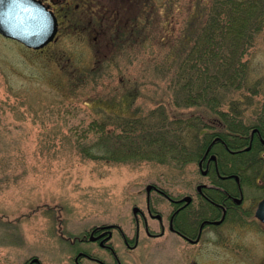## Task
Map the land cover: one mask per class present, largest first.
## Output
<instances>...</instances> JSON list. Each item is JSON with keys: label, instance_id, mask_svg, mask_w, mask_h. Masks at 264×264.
<instances>
[{"label": "rangeland", "instance_id": "rangeland-1", "mask_svg": "<svg viewBox=\"0 0 264 264\" xmlns=\"http://www.w3.org/2000/svg\"><path fill=\"white\" fill-rule=\"evenodd\" d=\"M139 1L108 0L110 24H63L38 50L0 35V264L34 254L65 264L70 239L94 225L117 223L130 239L145 185L170 193L174 174L182 181L191 171L187 152L201 132L184 137L175 122L190 123L194 136L215 114L185 101L179 63L184 39L202 24L194 13L209 0ZM136 17L141 34L129 29ZM241 62L245 85L220 90L219 110L238 107L248 122L264 99V28ZM155 138L172 144L165 157L147 154L157 155ZM181 154L189 160L179 162ZM159 210L168 212L166 204ZM148 225L156 230L155 220ZM166 235L151 239L141 229L125 264H264L253 232L196 246Z\"/></svg>", "mask_w": 264, "mask_h": 264}, {"label": "flooded vegetation", "instance_id": "flooded-vegetation-1", "mask_svg": "<svg viewBox=\"0 0 264 264\" xmlns=\"http://www.w3.org/2000/svg\"><path fill=\"white\" fill-rule=\"evenodd\" d=\"M37 1L53 12L56 37L67 23L83 27L110 24L116 11L108 0ZM234 109L232 115L211 118L203 126L199 147L190 154L191 171L182 181L174 174L170 193L154 183L145 185L143 209L132 207L137 209L133 213L136 230L130 239L117 223L88 227L70 239V260L65 264H125L128 252L138 247L141 229L151 239L168 233L189 246L219 244L228 234L242 231L257 235L255 248L264 242V221L258 212L264 201V99L256 104L248 122L238 107ZM163 204L166 215L159 210ZM148 220H155L156 230L149 229ZM14 264L43 262L34 254Z\"/></svg>", "mask_w": 264, "mask_h": 264}, {"label": "trees", "instance_id": "trees-1", "mask_svg": "<svg viewBox=\"0 0 264 264\" xmlns=\"http://www.w3.org/2000/svg\"><path fill=\"white\" fill-rule=\"evenodd\" d=\"M207 4L208 6H203L201 10L198 8L193 16V20L200 18L202 24L184 39L186 48L179 63L182 69L180 87L184 91V99L187 103L204 106L213 112L215 117H224L232 113L219 110L223 101L220 90L235 91L245 85L248 69L245 62L241 61L252 47L254 37L264 28V0H209ZM204 11H206L205 18ZM136 18L131 20L129 29L131 33L137 30V33L141 34L139 22L141 20ZM189 39L190 42L187 41ZM231 106L234 107V103ZM210 119H207V123ZM179 122L181 128L179 132L193 140L207 124L202 121L201 128L194 129L195 135L189 136V127L192 129V125L190 123L186 125L181 121L175 123ZM153 140L159 147L157 155L151 151L146 152L153 158L165 157V152L173 147L163 138ZM150 143L148 141L147 145ZM185 143L187 144V142L181 143V146L182 144L187 146ZM198 144L196 141H191L190 154L194 148L199 147ZM190 154L187 152L189 158H191ZM187 156L181 154L184 159L179 162L189 160Z\"/></svg>", "mask_w": 264, "mask_h": 264}, {"label": "water", "instance_id": "water-1", "mask_svg": "<svg viewBox=\"0 0 264 264\" xmlns=\"http://www.w3.org/2000/svg\"><path fill=\"white\" fill-rule=\"evenodd\" d=\"M56 18L51 10L37 0H0V35L25 47L38 50L54 40ZM150 186H147V190ZM132 212L136 214L137 209ZM258 212L264 221V201Z\"/></svg>", "mask_w": 264, "mask_h": 264}]
</instances>
